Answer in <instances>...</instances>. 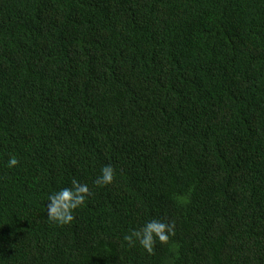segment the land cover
Segmentation results:
<instances>
[{
    "label": "trees",
    "instance_id": "16d2710c",
    "mask_svg": "<svg viewBox=\"0 0 264 264\" xmlns=\"http://www.w3.org/2000/svg\"><path fill=\"white\" fill-rule=\"evenodd\" d=\"M0 264H264V0H0Z\"/></svg>",
    "mask_w": 264,
    "mask_h": 264
},
{
    "label": "clouds",
    "instance_id": "9594fccd",
    "mask_svg": "<svg viewBox=\"0 0 264 264\" xmlns=\"http://www.w3.org/2000/svg\"><path fill=\"white\" fill-rule=\"evenodd\" d=\"M19 163L18 157L15 154H10L7 167L14 168ZM114 178L115 169L111 164H107L101 168L94 183L97 186H107L114 181ZM90 195L91 190L88 184L72 179L70 187H62L48 195L47 219L61 225L71 224L74 220L75 210L82 207ZM174 234V223L160 219H149L139 228H134L125 234L124 240L128 245L138 243L147 253L153 254L157 240L161 244H167Z\"/></svg>",
    "mask_w": 264,
    "mask_h": 264
}]
</instances>
